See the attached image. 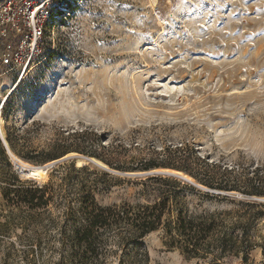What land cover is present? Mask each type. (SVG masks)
<instances>
[{"label":"rangeland","instance_id":"rangeland-1","mask_svg":"<svg viewBox=\"0 0 264 264\" xmlns=\"http://www.w3.org/2000/svg\"><path fill=\"white\" fill-rule=\"evenodd\" d=\"M54 11L24 81L0 64V131L14 144L5 148L11 167L0 153V192L16 172L23 184L71 190L77 209L88 193L101 206L170 195L174 217L218 212L230 227L245 215L247 261L189 257L161 228L127 251L110 235L102 264H264V0H64ZM53 162L42 181L18 166ZM158 175L193 189L149 180ZM64 206L51 203L41 221L1 239L0 264H61L70 250ZM17 236L31 241L14 248Z\"/></svg>","mask_w":264,"mask_h":264},{"label":"trees","instance_id":"trees-1","mask_svg":"<svg viewBox=\"0 0 264 264\" xmlns=\"http://www.w3.org/2000/svg\"><path fill=\"white\" fill-rule=\"evenodd\" d=\"M61 1L64 0H54V2ZM3 135L6 138L4 129ZM7 142L9 147L14 149L13 140L9 134ZM0 153L7 167H11L1 140ZM92 156L100 158L96 154ZM70 165H73V162ZM105 175L110 176L108 173ZM192 176L198 179L196 175ZM163 178L174 181L176 184L190 186L173 176L158 175L149 177V180L159 181ZM190 188L193 189L192 186ZM71 193V190L69 193L66 189L57 190L51 182L42 186L36 183L23 184L19 174L14 172L0 192V199L5 200L9 208L7 213L0 212V218H2L0 219V240L11 237L10 235L20 226L22 228L33 221H41L43 212H48L50 204L53 203L65 205L62 217L66 225L61 234H65L70 250L63 253L61 264H66L67 258L71 264H102L110 250V235L113 234L118 238V247L127 251L131 248V243H137L149 233L161 228L166 231L170 246L180 248L189 257L199 258L220 252L221 256L229 253L235 256L241 255L243 261L249 259V233L248 228L243 224L245 215L234 221L230 227L222 214L218 212L192 217L179 211L174 217L173 210L170 209V195H162L159 201L151 204L101 206L92 194L88 193L77 209L68 202L69 200L72 202L68 199ZM38 210L42 213L37 212V216L31 214V211ZM68 227L71 231L69 235H67ZM237 229L242 231L236 233ZM17 237L11 241L14 248L17 243L22 246L31 241L28 237ZM20 252L25 254L27 251L20 250ZM217 261L215 259L213 264H221Z\"/></svg>","mask_w":264,"mask_h":264},{"label":"built area","instance_id":"built-area-1","mask_svg":"<svg viewBox=\"0 0 264 264\" xmlns=\"http://www.w3.org/2000/svg\"><path fill=\"white\" fill-rule=\"evenodd\" d=\"M54 6V0H8L0 6V64L20 73L22 81L51 38Z\"/></svg>","mask_w":264,"mask_h":264},{"label":"bare ground","instance_id":"bare-ground-1","mask_svg":"<svg viewBox=\"0 0 264 264\" xmlns=\"http://www.w3.org/2000/svg\"><path fill=\"white\" fill-rule=\"evenodd\" d=\"M23 80V78H19L17 81H22ZM20 82H18V83H20ZM11 88L9 87V86H6V85H4L2 88H1V91H4V90H10ZM48 100V99H47ZM44 108H45V106H44V104H42L41 106H40V108H39V111H40V113H42L43 112V110H44ZM31 118H33V117H31ZM2 119H1V115H0V125L2 124V121H1ZM0 135L3 137V138H5L3 135H2V133H1V131H0ZM9 152H10V148H9ZM92 160H93V162L94 163H96V164H98V165H101V166H105V164H103L101 161H99V160H97V159H95V158H91ZM53 163H50V164H48L47 166H42V167H31V166H26V165H18L19 166V168H27L28 169V174L26 175V176H28V177H32V178H36V180L37 179H39V180H46V179H48V171H49V167L52 165ZM23 166V167H22ZM169 171V173H170V171H171V173H173V174H178V175H181V177H185V178H187V179H189V180H191V178L188 176V175H186V174H184L183 172H181V171H177V170H168ZM24 176V175H23ZM27 177V178H28Z\"/></svg>","mask_w":264,"mask_h":264},{"label":"water","instance_id":"water-1","mask_svg":"<svg viewBox=\"0 0 264 264\" xmlns=\"http://www.w3.org/2000/svg\"><path fill=\"white\" fill-rule=\"evenodd\" d=\"M0 140H1V142H2V144H3V146L8 150V152H9V144H8V142H7V139L6 138H3L1 135H0ZM79 157H83V156H78V158ZM84 159H86V160H88V161H91V162H93V160L92 159H90V158H88V157H83ZM56 164V162H53V164L49 167V169L51 168V167H53L54 165ZM21 172H22V174L23 175H27L28 174V169L27 168H22L21 169ZM25 175V176H26Z\"/></svg>","mask_w":264,"mask_h":264}]
</instances>
